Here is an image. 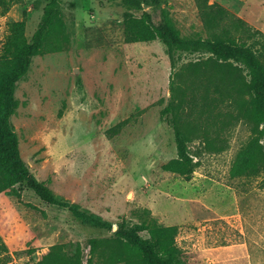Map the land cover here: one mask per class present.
<instances>
[{"label":"rangeland","instance_id":"obj_1","mask_svg":"<svg viewBox=\"0 0 264 264\" xmlns=\"http://www.w3.org/2000/svg\"><path fill=\"white\" fill-rule=\"evenodd\" d=\"M47 1L0 0V53L14 22L30 39ZM210 5L264 34V0H161L180 36L190 39L231 27L227 18L206 24ZM60 7L68 43L35 55L14 91L10 124L33 175L113 230L120 218L136 221L140 208L160 224L178 225L188 264H224L217 245L237 249L236 264H264V169L231 173L244 148L264 150L246 71L202 53H182L172 71L160 41H125L120 0H60ZM170 82L175 124L195 163L190 180L162 168L177 157L163 114ZM110 234L43 202L25 184L0 193V264H36L51 245L84 247Z\"/></svg>","mask_w":264,"mask_h":264},{"label":"trees","instance_id":"obj_2","mask_svg":"<svg viewBox=\"0 0 264 264\" xmlns=\"http://www.w3.org/2000/svg\"><path fill=\"white\" fill-rule=\"evenodd\" d=\"M124 6L123 33L126 42L160 41L170 60L172 71L182 53L207 54L215 60L233 62L242 67L248 76L247 88L253 95L254 115L260 133L264 134V34L247 26L240 18L230 15L220 7L205 11L209 27H216L225 18L231 27H222L205 38H183L172 21L165 15L161 0H120ZM148 8L145 9L144 6ZM231 16V17H230ZM230 28L240 35L236 38ZM69 41V32L63 19L60 0H48L43 7L41 20L30 39L23 35L22 22H14L0 53V193L15 185L25 184L47 204L66 208L81 222L111 231L109 236L87 239L80 244L62 243L49 246L36 264H188L182 248L177 244L178 225L160 224L148 208L133 212L131 221L120 218L113 230V223L79 205L57 195L39 181L22 160L18 138L10 124L16 101V84L29 69L32 58L41 53L62 50ZM176 86L170 82V97L163 109L166 122L174 129L177 157L162 165L164 170L175 172L190 180L195 168L187 152L186 134L176 125L174 97ZM119 122L113 128L122 125ZM257 154L250 145L237 154L231 167L238 175L261 167L264 169V150ZM146 232V236L141 233ZM1 241V237H0Z\"/></svg>","mask_w":264,"mask_h":264},{"label":"crops","instance_id":"obj_3","mask_svg":"<svg viewBox=\"0 0 264 264\" xmlns=\"http://www.w3.org/2000/svg\"><path fill=\"white\" fill-rule=\"evenodd\" d=\"M215 251L218 252L220 258L224 260V264H236V256L240 254L237 249L228 247L227 245H217Z\"/></svg>","mask_w":264,"mask_h":264},{"label":"water","instance_id":"obj_4","mask_svg":"<svg viewBox=\"0 0 264 264\" xmlns=\"http://www.w3.org/2000/svg\"><path fill=\"white\" fill-rule=\"evenodd\" d=\"M115 229H116V227H115Z\"/></svg>","mask_w":264,"mask_h":264}]
</instances>
